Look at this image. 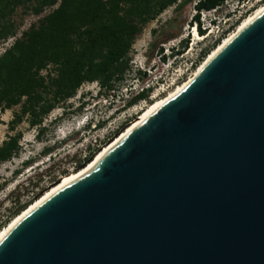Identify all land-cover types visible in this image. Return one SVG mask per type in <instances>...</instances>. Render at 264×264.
I'll list each match as a JSON object with an SVG mask.
<instances>
[{
  "label": "water",
  "instance_id": "95a60500",
  "mask_svg": "<svg viewBox=\"0 0 264 264\" xmlns=\"http://www.w3.org/2000/svg\"><path fill=\"white\" fill-rule=\"evenodd\" d=\"M0 264H264V11L18 220Z\"/></svg>",
  "mask_w": 264,
  "mask_h": 264
},
{
  "label": "rangeland",
  "instance_id": "374dc122",
  "mask_svg": "<svg viewBox=\"0 0 264 264\" xmlns=\"http://www.w3.org/2000/svg\"><path fill=\"white\" fill-rule=\"evenodd\" d=\"M194 1L176 0L146 23L132 43L130 68L122 79L115 81L111 88L100 87L97 81L82 83L73 97L46 115L40 125L44 129L38 136V128L30 126L26 116L10 130L9 122L14 113L20 111V104L0 110V143L9 134H21L19 152L0 163V220L5 219L17 201L22 202L32 193L45 192L64 175L61 174L63 170L66 174L73 172L74 162L90 150H100L143 115L155 100L188 79L204 59L197 60L200 50L228 29L219 40L221 42L245 16L264 3V0H224L214 9L201 10L199 22H196ZM59 2L57 0L51 8ZM51 8L36 15L18 7L12 16L15 35L0 40V54ZM213 17L221 19L219 27H209L200 34L198 27L206 28ZM195 22L199 37L192 29ZM185 44V49L176 54V49L181 50ZM142 69L149 72L143 74ZM146 83L153 85L148 92L153 95L128 105L134 94L132 88L138 89ZM85 121L91 123L86 125ZM92 123L97 126L92 128ZM47 147L51 148V156L45 151Z\"/></svg>",
  "mask_w": 264,
  "mask_h": 264
},
{
  "label": "trees",
  "instance_id": "16d2710c",
  "mask_svg": "<svg viewBox=\"0 0 264 264\" xmlns=\"http://www.w3.org/2000/svg\"><path fill=\"white\" fill-rule=\"evenodd\" d=\"M223 1L195 0V21L199 22L201 10L214 9ZM175 2L60 0L51 8L57 0H0V40L15 35L12 16L18 7L36 15L51 8L0 54V110L21 106L9 122L10 130L26 116L28 124L38 128V136L44 129L40 125L46 115L73 97L82 83L97 81L100 87L111 88L130 68L129 52L141 28ZM198 29L200 34L204 33L205 28L199 26ZM227 30L201 49L197 60L203 59ZM185 47L186 44L181 50L176 49V54ZM150 90L143 89L134 94L127 104L145 99ZM20 138L21 134L17 132L1 141L0 163L19 152ZM50 150V147L45 149L49 156ZM97 152L90 150L74 162V171L88 163ZM61 174L65 175L66 170ZM43 193H32L22 202L17 201L5 219L0 220V226L3 225L0 230Z\"/></svg>",
  "mask_w": 264,
  "mask_h": 264
},
{
  "label": "bare ground",
  "instance_id": "6f19581e",
  "mask_svg": "<svg viewBox=\"0 0 264 264\" xmlns=\"http://www.w3.org/2000/svg\"><path fill=\"white\" fill-rule=\"evenodd\" d=\"M264 11V3L261 4L259 7L254 9L248 16H245L240 23L237 24L236 28L231 31L227 36H225L221 42H219L207 55L204 57L202 62L198 65L197 69L194 71V73L188 78L182 81L180 84H178L173 90H171L167 95H165L163 98L157 99L154 101V103L146 110V112L143 113L140 117L135 119L133 122H131L129 125L126 126L124 130H122L119 134H117L110 142H108L106 145L102 146V148L95 154V156L82 166L80 169L67 173L61 177H59L58 181L54 184H52L39 198H37L35 201H33L31 204H29L25 209L20 211L19 214L14 216L8 224H6L1 230H0V239L7 233V231L18 221L20 220L24 215L29 213L32 209H34L36 206H38L40 203H42L44 200H46L49 196H51L54 192H56L58 189L62 188L63 186L67 185L68 183L72 182L73 180L77 179L81 175L85 174L87 171H89L91 168H93L99 160L106 154L108 150H110L120 139L124 137V135L133 127H135L137 124H139L148 114H150L152 111H154L157 107H159L161 104H163L165 101L169 100L171 97L176 95L180 90L188 83L190 82L205 66V64L220 50L222 49L241 29H243L248 23H250L253 19H255L260 13ZM194 34L195 31H193ZM196 36H200L199 34Z\"/></svg>",
  "mask_w": 264,
  "mask_h": 264
},
{
  "label": "clouds",
  "instance_id": "9594fccd",
  "mask_svg": "<svg viewBox=\"0 0 264 264\" xmlns=\"http://www.w3.org/2000/svg\"><path fill=\"white\" fill-rule=\"evenodd\" d=\"M221 23V19L220 18H218V17H213V18H211L210 20H209V23H208V26L205 28V29H207V28H209V27H219V24ZM143 70V74L145 73V72H149V70L148 69H142ZM153 87V85H151V84H148V83H146V84H144L143 85V89H149V88H152ZM142 89V90H143ZM132 90H133V93L135 94V92L137 91V88L135 87H133L132 88ZM133 94V95H134ZM85 123H86V121H85ZM91 122L89 121V122H87L86 123V125H89ZM97 125H95V124H93L92 123V128H95Z\"/></svg>",
  "mask_w": 264,
  "mask_h": 264
},
{
  "label": "built area",
  "instance_id": "2783aa9c",
  "mask_svg": "<svg viewBox=\"0 0 264 264\" xmlns=\"http://www.w3.org/2000/svg\"><path fill=\"white\" fill-rule=\"evenodd\" d=\"M142 89H143V86L138 87V89H137V91L135 92V94L138 93V92H140ZM152 95H153L152 92H150L149 95H148V97L150 98Z\"/></svg>",
  "mask_w": 264,
  "mask_h": 264
}]
</instances>
